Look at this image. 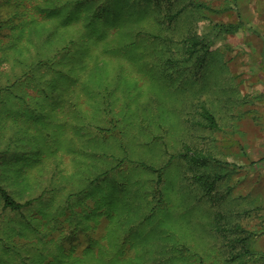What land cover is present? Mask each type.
<instances>
[{
    "label": "rangeland",
    "instance_id": "obj_1",
    "mask_svg": "<svg viewBox=\"0 0 264 264\" xmlns=\"http://www.w3.org/2000/svg\"><path fill=\"white\" fill-rule=\"evenodd\" d=\"M3 1L1 182L21 200L52 184L48 213L69 192L83 190L73 208L86 211L90 233L66 228L61 237L36 216L41 241V234L19 228L6 240L0 229V245L13 243L26 264H264V0H175L172 12L189 2L204 8L188 5L173 20L156 0H96L74 5L66 22L46 13L67 11L57 7L67 0ZM93 9L105 17L91 25ZM32 17L38 28L28 23ZM189 34L209 47L198 67L181 53ZM202 107L216 127L202 119ZM97 125L109 130L95 147ZM188 148L235 166L189 169L183 158L174 160L161 205L149 215L138 211L134 190L144 192L150 176L131 161L158 168ZM95 151L119 158L127 152L131 160L91 189L88 180L113 163ZM202 173L209 182L222 175L207 194L194 178ZM110 195L113 214L100 215L108 208L96 202ZM89 236L101 241L94 257ZM4 253L0 246V264H20Z\"/></svg>",
    "mask_w": 264,
    "mask_h": 264
},
{
    "label": "trees",
    "instance_id": "obj_2",
    "mask_svg": "<svg viewBox=\"0 0 264 264\" xmlns=\"http://www.w3.org/2000/svg\"><path fill=\"white\" fill-rule=\"evenodd\" d=\"M9 1L11 0H5L3 2L5 5H7L10 3ZM95 1L96 0H67L64 2L57 1V7L59 5H62L63 8L64 7L67 8V11H62V10L50 11V12H47L46 14L48 17H58L59 19H61L62 22H66L67 17L70 14L69 9H73V7L75 8L74 5L80 4V3H94ZM174 1L175 0H166L164 4L162 0H156V3H155L157 9L160 8L162 5L166 6V10L170 11L169 14H167L170 20L178 18V16L181 15L182 12L185 9H187L189 6H191L192 8L194 7L198 10L199 8L203 7V5L200 3L195 4L194 2L193 3L189 2L188 4H183L181 8L177 9L175 12H172L171 6L173 5L172 3H174ZM0 5L2 4L0 3ZM205 8L207 7L205 6ZM88 14L89 15H87V18H88L87 23L90 22L91 25L94 23H98L100 18L105 17L104 13H99L96 9L89 11ZM112 16H116V15H112ZM19 17H21L26 22V19H24L25 18L24 14H19ZM28 23L31 24V28H38L37 25L40 24L39 22H36V20H33V17L29 19ZM5 25H6V20H2L0 18V30H2L5 27ZM235 28H236L235 25L231 24V25H228L227 30L230 31ZM87 33L88 31H84V35ZM141 34L147 35L148 32L138 31L136 33V35H141ZM153 37L157 38L159 37V35L153 34ZM136 43H137V40H135L133 43H131L130 45L126 47H133L132 45H136ZM63 48H68V47L65 46ZM182 49L183 51H181V53H183L182 54L183 57L185 56V61H192L193 65L200 66L204 63V60H205L204 58L206 57L209 47L202 45L201 41L196 37V35L189 34L185 37V45L182 46ZM156 50H158V48H156ZM198 54L200 55L201 58H199V60H195L199 63V64H195L192 58L194 57L198 58L199 57ZM168 60L169 62H171L173 58L170 56L168 57ZM174 64L175 63H171L169 65L170 68H173ZM201 116H202V119H204L207 122L206 124L208 126L216 127L217 123H216L215 116L209 109L202 107ZM81 129L86 130V131L90 130L89 127H87V125L86 126L83 125ZM94 129H95L94 136L96 139L92 138L91 141L95 142L96 140L95 147H97L99 146L98 144L100 142V138H99L100 135L105 137L104 135H102V133H106L109 129L103 128L100 125H97L96 127H94ZM0 154H2V152ZM94 154L99 156L100 158H104L103 156H107L113 160V163H112L111 168L101 169V171H98L94 177L88 180L89 181L88 186H91V189L98 188L99 186L95 184H97L98 182H102V180L104 179L111 178L109 176V173L113 172L114 170L118 168L120 169L122 166H124L125 163L127 162L129 163L131 160L129 153L127 152H125L124 155L120 154L121 158H119L115 154L108 155L106 153H100L98 151H95ZM181 158L186 160V163L189 169L193 167L194 168L196 167L206 168L208 164H216V163L221 164V165H226V166H235L232 163L222 162L218 160L211 153L204 154L199 149L195 150L191 148L186 149V152H179L177 155H172L168 159V161L164 162L158 168L151 166L149 164H146L144 162L135 163L131 161L132 162L131 168H135V169L137 167L142 168L150 176L146 179L148 184H147V187L144 188V192H140L138 191V189L134 190V193H135L134 197H137L140 199L139 203L137 204V207L135 206L136 209L138 208V211L140 212L143 211L144 214L149 215L150 212H153L155 208L161 205V201H163V195H164L162 184L164 180H166L168 177L167 170L172 167L174 160L179 161V159ZM221 176L222 175L220 174H216L212 178L213 181L211 182L208 181L209 180L208 178H210V175L205 174V173H202L196 176L194 175V178L196 182H199L202 185L205 194H207L213 187L214 180L221 178ZM52 179L53 178H50V181L48 182L51 183V181H53ZM127 191L128 190L125 184H123L120 190V197L123 199L122 206L124 205L125 201H128ZM54 192H55V188L52 187V184L51 185L46 184L42 187V189H40L38 193L33 194L21 200L17 198L8 188L5 187L2 184L1 179H0V215H2L3 217L2 224L0 225V229L1 231H4L5 234H7L6 240H10L9 238L10 236H13L16 233H19L18 232L19 229L20 230L30 229L35 234H38V235L41 234L39 232V224L36 223L35 221V220H38V217L36 216H40L43 219H45L46 224L49 225V228L58 231L61 237L66 228L67 229L69 228L71 233L76 228H79L83 233H86V234L90 233L89 232L90 218L88 214H86V211L81 210V213H77V211H75V209L73 208L74 202L79 200L80 196L82 195V193H84V191L77 190V191L69 192L66 195L65 199L62 200L60 204L56 207V209L48 213L50 209L51 198L55 195ZM137 192H138V195H137ZM150 196H152V201L147 199ZM113 197L114 195H110L108 198L104 196H100V199L96 202L95 206L106 207V209L108 208V211H106L105 213L101 212L100 215L105 214L108 217H111V215L113 214V209L111 205ZM142 201L144 203H141ZM126 212L128 213L129 211H126ZM95 213H97V208L93 210V214ZM17 217H21V218L18 219ZM235 227H236L235 231H237L238 230L237 225ZM15 228H19V229H15ZM39 238L41 241L44 238V236L41 234L39 235ZM98 238L99 237L92 238L89 236V240H87L88 241L87 252L89 253L88 256L94 257L93 247L95 245H100V242H101L100 239ZM243 238H247V237H243ZM103 239L105 238L102 237V240ZM115 240H117L116 237H114L113 240H111V243L112 242L114 243ZM246 240L247 239H245L244 242ZM0 243H1V238H0ZM109 244H107V246L102 244L101 246L109 247L108 246ZM0 246L3 247V253L5 251L4 254L7 253V255H10V253H13L14 255L17 256L18 262L20 264H26V261L23 259V256L19 253V250L15 248L16 246L13 243L6 242L5 244H1ZM230 252L231 251H227V253H230ZM102 258L107 259L109 261L108 254H106L104 251L102 252ZM112 260H114V257L112 258Z\"/></svg>",
    "mask_w": 264,
    "mask_h": 264
}]
</instances>
